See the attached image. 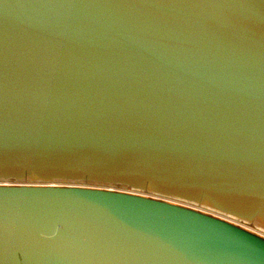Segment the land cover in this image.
<instances>
[{
    "label": "water",
    "instance_id": "water-1",
    "mask_svg": "<svg viewBox=\"0 0 264 264\" xmlns=\"http://www.w3.org/2000/svg\"><path fill=\"white\" fill-rule=\"evenodd\" d=\"M0 264H264V0H0Z\"/></svg>",
    "mask_w": 264,
    "mask_h": 264
},
{
    "label": "built area",
    "instance_id": "built-area-1",
    "mask_svg": "<svg viewBox=\"0 0 264 264\" xmlns=\"http://www.w3.org/2000/svg\"><path fill=\"white\" fill-rule=\"evenodd\" d=\"M243 228H245V229H247V230H249V231H252V232H254L251 228H249V227H245V226H242Z\"/></svg>",
    "mask_w": 264,
    "mask_h": 264
}]
</instances>
